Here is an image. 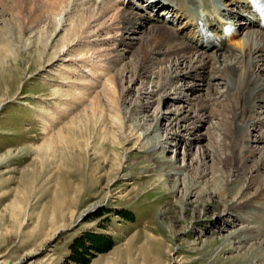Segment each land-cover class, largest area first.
Returning <instances> with one entry per match:
<instances>
[{
    "label": "rangeland",
    "instance_id": "1",
    "mask_svg": "<svg viewBox=\"0 0 264 264\" xmlns=\"http://www.w3.org/2000/svg\"><path fill=\"white\" fill-rule=\"evenodd\" d=\"M56 2L0 0V42L10 47L0 84V264H264V211L246 214L244 201L264 207V189L254 199L264 181L256 168L264 123L250 126L254 153L235 178L218 160L231 143L224 81L206 85L194 72L185 102L175 93L180 83L160 88L166 62L135 76L138 25L114 60L107 38L117 31L97 37L104 18L91 31L88 18L83 33L73 18L57 30ZM168 11L161 16L172 19ZM64 42L69 50L52 59ZM234 43L227 48L238 52ZM210 89L220 104L182 135L173 112L184 116Z\"/></svg>",
    "mask_w": 264,
    "mask_h": 264
},
{
    "label": "bare ground",
    "instance_id": "2",
    "mask_svg": "<svg viewBox=\"0 0 264 264\" xmlns=\"http://www.w3.org/2000/svg\"><path fill=\"white\" fill-rule=\"evenodd\" d=\"M141 1L143 0L137 2L134 0H57L55 5L59 7L60 15L57 30H60L73 18L72 22L76 25L77 31L81 32L82 24L88 18V30L91 31L97 27L96 23L104 18L105 21L100 24L98 32L95 34L98 37L103 31L109 34L112 33V30L117 31L116 34H119V37L111 35L107 38L113 43L112 57L115 60L121 55L119 47L126 48L128 44H131L126 36L134 32L138 25L142 36L140 37L135 76L143 78L150 73V66L166 62V67H163L165 69L158 74L161 79L160 88L166 90L167 87L170 88L175 83H180L181 86H176L175 93L179 99L182 96L188 97L185 102L189 100L188 94L193 91L192 86L187 83V79L194 78V72L200 74V80L209 79L206 85L210 84L212 79L224 81L227 87L224 94L225 101H227L225 110L229 113L224 117L222 126L226 129L223 130L225 139L231 143L223 145L228 152H225V155L220 156L218 160L223 165H230L229 167L235 172V178L241 173H245L243 167L245 163L247 164L250 155L254 153L250 150L253 146L250 145V126L253 123H257V125L264 123V30L259 29L253 19L249 0H152L148 6L141 5ZM135 4L136 8L133 6ZM163 9L169 10L168 13H171L172 19H165L161 16ZM155 10L156 13H154ZM19 13L21 12L19 11ZM17 15L19 16L18 12ZM176 20L179 23L176 27H169L168 24H165L168 22L174 25ZM149 22L152 23L151 26L146 27ZM227 24L234 28V31L228 35L224 30ZM17 27L19 30L22 28L19 23ZM243 30H247V32L242 36L243 41L239 40L241 37L238 39L240 46L238 41L236 42V38L242 34ZM73 41H69V43ZM230 41L231 43L235 41L239 45L238 52L227 48ZM69 43H61V49L53 55L52 59L58 58L57 60H59L62 56L61 53L69 50ZM210 45L213 47L208 48ZM208 49L212 51L208 52ZM7 52H10L9 44L0 42V84L3 74L7 71V65L4 62ZM229 54L230 60L225 59ZM90 56L89 52H84L81 59H86V62L90 63L92 61ZM92 71L94 74H101L97 70ZM197 101H199L197 107L193 108L192 104ZM194 102L191 103L184 116H181L185 112L182 108H177L173 112L176 116L174 118L175 126H178L179 130L184 128L183 131H180L182 135H184L182 132L189 131L188 126L191 121L201 118L200 112L203 116L208 115L210 111L212 112L213 105L220 104L217 94L211 89L202 98L201 96L196 97ZM141 105L138 102L134 107H141ZM84 114L87 122L91 120L92 116L97 115L93 111L91 115L87 112ZM174 121L171 122V125ZM79 122L81 124L83 120ZM159 124L160 121L157 125L159 126ZM70 125L75 126V123L71 122ZM61 131L63 132L64 129ZM192 131H194L193 127ZM61 136L62 139H66L63 133ZM258 139L264 141V135L259 136ZM184 140L187 143L185 137ZM45 148L46 151L47 149L51 150L53 144L49 143V145H45ZM45 148H42L44 153H46ZM209 154L206 153L207 156ZM259 164L256 167L258 170L264 167V154ZM191 185L192 180L190 179L187 193L191 191ZM263 189L264 181L263 187L254 199L261 195ZM244 201L247 202L246 214L255 216L257 211L259 213L264 211L262 205L255 204V202L259 204V200L250 201L247 197Z\"/></svg>",
    "mask_w": 264,
    "mask_h": 264
}]
</instances>
